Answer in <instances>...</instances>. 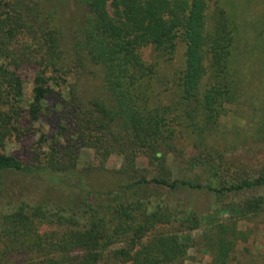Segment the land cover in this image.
I'll return each mask as SVG.
<instances>
[{"label":"trees","instance_id":"16d2710c","mask_svg":"<svg viewBox=\"0 0 264 264\" xmlns=\"http://www.w3.org/2000/svg\"><path fill=\"white\" fill-rule=\"evenodd\" d=\"M230 2L0 0V264H184L192 245L182 234L204 225L213 227L205 241L210 264H230L237 243L247 240L238 222L264 214V163L238 162L230 156L237 145L215 138L243 77L235 46L241 28ZM179 42L186 65L173 80L175 99L164 104L160 88L169 76L158 63ZM147 46L154 63L142 58ZM27 69L36 75L25 109L14 99ZM52 96L49 115L63 140L54 137L47 152L39 146L26 159L7 153L5 140L23 141ZM84 148L101 165L121 157L119 185H88L78 170ZM13 173L75 182L82 193L70 192L69 203L19 202L7 178ZM200 191L214 201L206 212L186 198ZM225 212L233 220L221 222Z\"/></svg>","mask_w":264,"mask_h":264},{"label":"rangeland","instance_id":"374dc122","mask_svg":"<svg viewBox=\"0 0 264 264\" xmlns=\"http://www.w3.org/2000/svg\"><path fill=\"white\" fill-rule=\"evenodd\" d=\"M73 7V6H72ZM71 7L68 13L72 18L75 8ZM226 7L236 13L241 33L237 37L235 46L241 59L243 74L239 81V98L236 103L227 105V111L220 118L217 131L215 132L216 142L222 145L236 144L237 148L232 150L230 156L238 162H243L252 167L264 163V132L259 127H264V0H231ZM70 11V10H69ZM186 45L179 42L174 55L167 62L158 63L160 74L162 69L169 76L168 84L163 85V93L160 102L171 103L178 92L174 78L180 76L186 65ZM236 52V49H235ZM141 55L146 63H154L156 56L151 46L142 48ZM6 62L0 57V63ZM23 79L22 92L15 96L14 102L21 108L28 109L34 99V78L35 69H27L20 73ZM167 76V78H168ZM68 80L64 88V95L67 97L70 92ZM52 86L55 87L52 82ZM98 80L91 83L90 89L97 90ZM55 97L43 102V112L38 120L30 125L31 132L23 141H19L16 135H11L5 140V151L15 154L24 159L30 151L39 148L42 152L49 150L50 143L54 140H63V132L59 128L53 115ZM179 144H186L182 133L177 136ZM79 175L85 176L88 185L94 189L108 190L115 188L122 181L116 175L121 167V157L112 155L106 164L101 165L100 160L91 148H84L80 153ZM83 176V177H84ZM10 189L13 190L14 200H25L36 204L39 201L49 203L72 202L73 195L82 193V189L69 183L66 180L48 179L41 176L25 174H9ZM151 191L145 190V194ZM178 196L176 199L178 200ZM187 201H192L195 208L201 212L208 211L213 199L207 192H196L188 194ZM221 222L233 220L229 212L219 215ZM238 229L247 232L246 241H239L236 250L232 253L230 264H264V214L252 221L240 220ZM213 230L212 226L204 225L192 232L183 235L191 237L192 247L188 250V256L184 264H210L213 255L206 249V236Z\"/></svg>","mask_w":264,"mask_h":264}]
</instances>
